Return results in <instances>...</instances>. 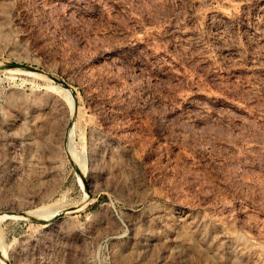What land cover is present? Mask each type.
<instances>
[{
	"label": "rangeland",
	"instance_id": "1",
	"mask_svg": "<svg viewBox=\"0 0 264 264\" xmlns=\"http://www.w3.org/2000/svg\"><path fill=\"white\" fill-rule=\"evenodd\" d=\"M0 218V264H264V0H0Z\"/></svg>",
	"mask_w": 264,
	"mask_h": 264
},
{
	"label": "bare ground",
	"instance_id": "2",
	"mask_svg": "<svg viewBox=\"0 0 264 264\" xmlns=\"http://www.w3.org/2000/svg\"><path fill=\"white\" fill-rule=\"evenodd\" d=\"M29 73H32V72H29ZM65 91L68 93V94H70V91L69 90H66L65 89ZM70 98V97H69ZM82 159V158H81ZM82 161L84 162V159H82ZM45 207V206H44ZM47 208H49V210H47V209H39V210H36V211H33L32 213H34V214H38V215H40V216H45V217H47V218H49V217H53V216H55L57 213H58V211L60 210V208L61 207H59L58 205L57 206H55L54 208H50V207H48L47 206ZM3 218H0V221L2 220ZM190 237V236H189ZM188 237V235L186 236V239H188L189 238Z\"/></svg>",
	"mask_w": 264,
	"mask_h": 264
},
{
	"label": "water",
	"instance_id": "3",
	"mask_svg": "<svg viewBox=\"0 0 264 264\" xmlns=\"http://www.w3.org/2000/svg\"><path fill=\"white\" fill-rule=\"evenodd\" d=\"M56 82H59V81L56 80ZM63 87L70 91V86H69V85L63 84ZM57 218H58V217H57Z\"/></svg>",
	"mask_w": 264,
	"mask_h": 264
}]
</instances>
